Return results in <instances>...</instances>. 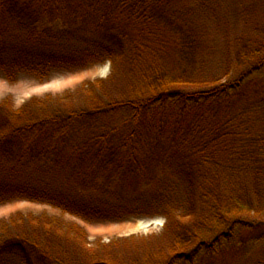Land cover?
<instances>
[{"label":"trees","instance_id":"obj_1","mask_svg":"<svg viewBox=\"0 0 264 264\" xmlns=\"http://www.w3.org/2000/svg\"><path fill=\"white\" fill-rule=\"evenodd\" d=\"M175 1L0 0L7 80L113 67L88 106L72 93L0 102V203L94 221L159 215L167 238L127 257L120 241L93 247L78 226L20 214L0 234V264H264V93L251 78L264 39L244 43L237 77L219 83Z\"/></svg>","mask_w":264,"mask_h":264},{"label":"rangeland","instance_id":"obj_2","mask_svg":"<svg viewBox=\"0 0 264 264\" xmlns=\"http://www.w3.org/2000/svg\"><path fill=\"white\" fill-rule=\"evenodd\" d=\"M173 15L176 23L200 33L197 62L203 65L204 76H216L219 83L233 81L237 77V72L228 74V69L233 65L235 53L243 48L244 43L252 40L249 41L252 46L251 42L264 39V34L261 36L259 31L264 28V0H176ZM232 69L235 70L234 66ZM112 72L110 61L79 69L56 70L44 81L38 80L32 74L22 73L16 82H11L0 72V102L8 99L15 108H20L33 97L66 96L72 93V104L88 106L91 104L89 90L94 89V83L98 84V80L109 79ZM251 78L254 79L255 89L264 93V67L255 70ZM257 95L258 93L254 94V97ZM0 208V211L9 209L7 213L0 214L2 235L18 215L33 214L59 220L67 226L80 227L93 247L120 241L127 257L136 255L134 244L142 249L140 254L143 255L146 248L167 240L163 234L166 220L159 215L94 221L48 203L26 199H12L0 203Z\"/></svg>","mask_w":264,"mask_h":264},{"label":"bare ground","instance_id":"obj_3","mask_svg":"<svg viewBox=\"0 0 264 264\" xmlns=\"http://www.w3.org/2000/svg\"><path fill=\"white\" fill-rule=\"evenodd\" d=\"M9 209H5V210H2L0 211V214H4V213H7Z\"/></svg>","mask_w":264,"mask_h":264},{"label":"crops","instance_id":"obj_4","mask_svg":"<svg viewBox=\"0 0 264 264\" xmlns=\"http://www.w3.org/2000/svg\"><path fill=\"white\" fill-rule=\"evenodd\" d=\"M1 208H2V207H1ZM1 208H0V209H1Z\"/></svg>","mask_w":264,"mask_h":264}]
</instances>
